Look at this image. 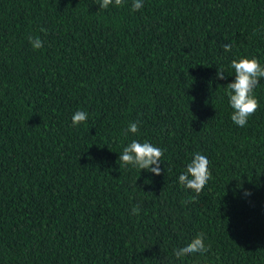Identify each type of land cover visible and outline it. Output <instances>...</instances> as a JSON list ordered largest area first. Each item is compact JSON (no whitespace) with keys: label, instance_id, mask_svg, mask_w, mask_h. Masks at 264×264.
Here are the masks:
<instances>
[{"label":"trees","instance_id":"1","mask_svg":"<svg viewBox=\"0 0 264 264\" xmlns=\"http://www.w3.org/2000/svg\"><path fill=\"white\" fill-rule=\"evenodd\" d=\"M101 2L0 0V264H264V78L245 127L225 89L232 60L264 67V0ZM132 140L160 175L119 160ZM197 234L209 251L178 259Z\"/></svg>","mask_w":264,"mask_h":264},{"label":"clouds","instance_id":"2","mask_svg":"<svg viewBox=\"0 0 264 264\" xmlns=\"http://www.w3.org/2000/svg\"><path fill=\"white\" fill-rule=\"evenodd\" d=\"M125 0H102L99 5L102 9H108L110 5L121 7L124 6ZM143 7V0H132V11H138ZM28 40L34 50L43 47V41L39 38L28 37ZM225 52L231 51V44L223 46ZM231 68L234 69L235 80L227 84L225 87L228 96V102L233 109L231 120L239 127H245L249 117L254 115L259 108V102L254 97V89L260 84L264 78V67L261 66L256 58H241L240 60H232ZM225 74L222 70L217 69V79H224ZM88 114L84 111H76L72 116L73 126H78L86 122ZM139 131L137 123H130L127 132L136 134ZM127 134V133H126ZM164 152L159 147L153 146L145 141L143 143L132 140L123 148L119 154V160L127 167L146 170L155 175L161 174L160 164L163 162ZM210 161L206 155L194 153L191 162L186 166V170L179 175V183L185 189H190L195 193L192 197L194 201L201 194L208 181L212 178V173L209 169ZM245 195H250L246 192ZM140 207L134 205L132 212L134 215H139ZM210 246H205L203 234H197L184 247L175 250V256L181 257L191 256L199 253L201 255L209 251Z\"/></svg>","mask_w":264,"mask_h":264}]
</instances>
